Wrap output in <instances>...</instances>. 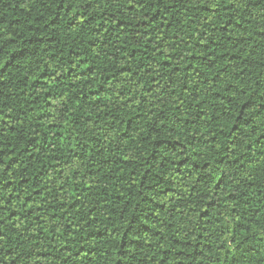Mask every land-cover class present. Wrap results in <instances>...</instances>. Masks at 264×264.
<instances>
[{
    "label": "trees",
    "instance_id": "16d2710c",
    "mask_svg": "<svg viewBox=\"0 0 264 264\" xmlns=\"http://www.w3.org/2000/svg\"><path fill=\"white\" fill-rule=\"evenodd\" d=\"M0 264H264V0H0Z\"/></svg>",
    "mask_w": 264,
    "mask_h": 264
}]
</instances>
